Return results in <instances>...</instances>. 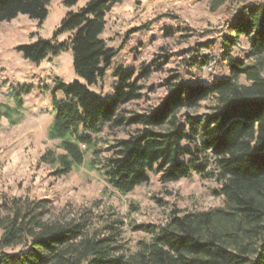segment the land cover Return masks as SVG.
<instances>
[{
	"label": "trees",
	"instance_id": "trees-1",
	"mask_svg": "<svg viewBox=\"0 0 264 264\" xmlns=\"http://www.w3.org/2000/svg\"><path fill=\"white\" fill-rule=\"evenodd\" d=\"M79 1L63 3L72 8ZM125 1L88 0L67 14L53 39L38 38L16 48L35 65L70 50L79 78L56 84L47 137L58 142L61 152L48 150L40 162L57 176L86 164L125 195L148 184L151 173H162L164 182L196 173L221 183L224 205L207 211H174L162 226L137 227L152 239L141 241L137 252L128 255L121 243L124 222L117 216L109 219L89 209L65 218L55 215L48 199L3 195L0 264H264V1L229 0L225 11V26L249 40L254 62L234 59L225 49L228 77L211 84H188L171 77L160 103L128 120L120 116V107L142 97L131 73H116L118 86L112 96L91 89L116 56L102 39L107 14ZM50 2L0 0V25L25 15L41 26ZM66 34L69 39L57 43ZM57 92L64 99H58ZM20 99L15 109L0 104V118L12 109L19 112ZM205 100L212 101L210 114L205 119L192 114ZM125 125L134 131L106 147L102 130ZM105 151L112 155L103 157ZM210 157L215 159L212 168Z\"/></svg>",
	"mask_w": 264,
	"mask_h": 264
},
{
	"label": "rangeland",
	"instance_id": "rangeland-1",
	"mask_svg": "<svg viewBox=\"0 0 264 264\" xmlns=\"http://www.w3.org/2000/svg\"><path fill=\"white\" fill-rule=\"evenodd\" d=\"M87 2L80 0L68 8L63 0H51L48 17L41 26L25 15L0 25V104L15 109L20 98L23 102L19 112L12 109L8 116L0 118V198L7 195L48 199L55 215L65 218L89 209L109 219L117 216L124 222L121 243L130 255L137 252L141 241L152 239L137 227L162 226L174 211L189 213L221 207L224 197L220 194L221 183L196 173L176 182H164L162 173H151L148 184L125 195L86 164L70 174L57 176L53 168L40 162L48 150L61 152L58 142L47 137L54 116L52 98L56 84H69L79 78L70 50L35 65L16 48L38 38L53 39L67 14L77 12ZM228 3L229 0H127L115 5L107 14L102 39L116 56L105 76L91 89L112 96L118 86L116 73H131L142 97L120 107V116L128 120L156 107L164 98V84L171 77L188 84H211L215 79L228 77L230 64L223 56L225 49L234 59L254 62L249 40L235 36L225 26ZM69 37L66 34L56 41L62 43ZM241 82L245 83L244 79ZM56 95L64 99L61 92ZM211 105V100H205L191 113L205 119ZM133 131L134 127L126 125L106 126L100 137L110 147ZM111 155L112 151L103 153L105 158ZM214 164L215 159L210 157V167Z\"/></svg>",
	"mask_w": 264,
	"mask_h": 264
}]
</instances>
